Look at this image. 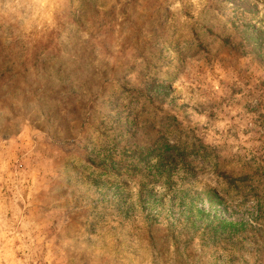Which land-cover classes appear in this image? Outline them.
Wrapping results in <instances>:
<instances>
[{
    "label": "rangeland",
    "instance_id": "374dc122",
    "mask_svg": "<svg viewBox=\"0 0 264 264\" xmlns=\"http://www.w3.org/2000/svg\"><path fill=\"white\" fill-rule=\"evenodd\" d=\"M0 264H264V0H0Z\"/></svg>",
    "mask_w": 264,
    "mask_h": 264
}]
</instances>
